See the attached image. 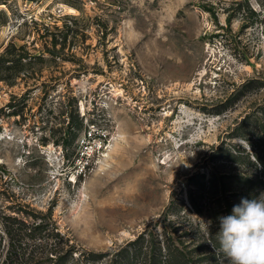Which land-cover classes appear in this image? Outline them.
<instances>
[{
  "label": "rangeland",
  "instance_id": "obj_1",
  "mask_svg": "<svg viewBox=\"0 0 264 264\" xmlns=\"http://www.w3.org/2000/svg\"><path fill=\"white\" fill-rule=\"evenodd\" d=\"M262 104L264 0H0V264H120L140 235L231 264ZM89 127L105 154L77 174Z\"/></svg>",
  "mask_w": 264,
  "mask_h": 264
},
{
  "label": "clouds",
  "instance_id": "obj_2",
  "mask_svg": "<svg viewBox=\"0 0 264 264\" xmlns=\"http://www.w3.org/2000/svg\"><path fill=\"white\" fill-rule=\"evenodd\" d=\"M217 239L231 264H264V192L220 216Z\"/></svg>",
  "mask_w": 264,
  "mask_h": 264
},
{
  "label": "trees",
  "instance_id": "obj_3",
  "mask_svg": "<svg viewBox=\"0 0 264 264\" xmlns=\"http://www.w3.org/2000/svg\"><path fill=\"white\" fill-rule=\"evenodd\" d=\"M244 127H247L249 130H253V132L259 128V131L256 134L259 135L262 132L259 137L262 138L264 142V104L260 105L253 113H248L246 116H244L240 124L237 125L236 128L238 130H241ZM238 135H241L243 137L245 136L243 135V133H238ZM255 157L257 163L253 161L256 164V171L254 172V174H246L244 176L241 175L240 179H238V182L244 187L252 186L254 184L257 187L264 185V145L260 149H256ZM191 201L194 206H198L194 197L191 198ZM231 210L232 208L229 209L228 206L224 207L225 212H229L231 214ZM163 249V245L160 242H157L152 237L147 238L144 237V235H140L131 242L129 248H125L124 251L120 253V256L117 258V260L120 264H136L138 263V261H140V255L142 253H144L145 259L143 258L140 264H163L164 258H168L170 255H174L175 253H177L182 260L187 261L188 259L186 252L183 251V249H181L180 247L175 246L173 250L170 243H168L165 246V250ZM62 258L65 259V257ZM31 260V264H41V261L39 259L33 258ZM1 264H14V261L7 262L5 258L2 260ZM16 264H30V262L26 260Z\"/></svg>",
  "mask_w": 264,
  "mask_h": 264
},
{
  "label": "built area",
  "instance_id": "obj_4",
  "mask_svg": "<svg viewBox=\"0 0 264 264\" xmlns=\"http://www.w3.org/2000/svg\"><path fill=\"white\" fill-rule=\"evenodd\" d=\"M79 147L75 159V170L77 174H86L93 165L94 158L101 154L105 148V139L96 129L89 127L79 137Z\"/></svg>",
  "mask_w": 264,
  "mask_h": 264
},
{
  "label": "bare ground",
  "instance_id": "obj_5",
  "mask_svg": "<svg viewBox=\"0 0 264 264\" xmlns=\"http://www.w3.org/2000/svg\"><path fill=\"white\" fill-rule=\"evenodd\" d=\"M116 146H117V143H116ZM113 148H115V146H114ZM108 155H109V153H108ZM106 161H107V160H106Z\"/></svg>",
  "mask_w": 264,
  "mask_h": 264
}]
</instances>
